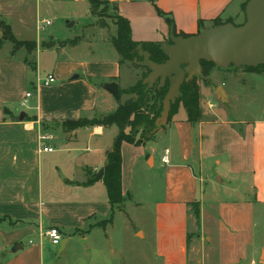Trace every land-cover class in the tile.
<instances>
[{"label": "rangeland", "instance_id": "rangeland-1", "mask_svg": "<svg viewBox=\"0 0 264 264\" xmlns=\"http://www.w3.org/2000/svg\"><path fill=\"white\" fill-rule=\"evenodd\" d=\"M97 7L100 17H93L88 7L79 2L56 4L49 1L40 3L37 0H0V35L4 40L2 45H7L2 52L13 54V58L17 60L13 67L16 78L13 81L12 90L16 98L11 104L15 112H21L28 105V101L22 105L23 100H19V93H24L26 90L37 93L34 85L36 82L39 83L38 77L45 78L48 74H54L57 81L51 88L56 89V85L70 81L72 76L68 74L69 68L75 67L77 70L75 73L82 74L90 69L95 71L96 74L87 81L96 84L103 91L102 83L107 79L102 78L101 75H105L104 73L109 69L112 70L114 65L116 50L111 38L117 36L115 22L119 11L116 5L112 4H101ZM125 13L134 26L133 38L138 39L139 36L143 40L158 38L159 34L155 33L156 15L150 5L131 6L125 10ZM99 18L101 22L106 23V27L97 24ZM43 19H50L52 24L45 30L39 31L38 23ZM245 19L239 23H244ZM67 21L73 25L70 26ZM10 28L16 42L8 38ZM75 39L76 42L72 43ZM28 41L36 42L34 51H30L25 44ZM164 42H169V39L167 38ZM44 44L51 47L46 48ZM61 50H64L62 54ZM136 50L139 54V47ZM134 59L141 60L139 55ZM21 60L30 70L27 75L19 66ZM120 60L123 63L120 66V78L117 79V83L123 91L120 101L125 103L135 96L124 91L139 82L146 69L134 62L135 65L131 60H123L121 57ZM28 78L31 80L28 81ZM33 78H36L34 80L36 82L32 80ZM197 82L201 94L202 119L200 122L205 124V134H207L206 139L203 140L205 152L203 189H206V193L199 205L200 217L198 218L196 214L199 208L190 209L189 264H220L222 263L220 254H223L226 260L233 253L238 255L236 254L238 252L241 253L242 260L237 264H264V69L258 73L250 71L245 66L229 68L211 66L209 75L197 76ZM74 85H78L72 88V91L75 90L78 95L75 99H79L80 94L86 92L88 93L86 97L94 101L91 110L81 111L83 117L91 115L100 117L114 111L113 102L119 105L115 98L110 101L101 95H90L88 89H84L81 80ZM221 86L228 95V99L222 100L217 93ZM68 89L69 87H66L60 92L63 98L70 95L71 91ZM53 94L56 95L52 93L51 97ZM33 99L36 100V97ZM181 110L184 113L180 112ZM179 112V115L185 114L186 110L181 107ZM24 119L25 117L21 118L22 121ZM171 121L157 131L149 142L143 144L147 143L148 149L154 144L153 140H156L158 157L163 153L165 145L172 144L178 148L175 131L171 129L169 135L165 133L169 130L166 126ZM211 122L213 124H210ZM43 125L47 126V123L43 122ZM114 128L107 131V138L118 129L116 125ZM45 131L54 136L55 130ZM73 131H66L61 126V133ZM126 131L129 132L131 129L128 127ZM141 131V128L138 129V134L135 136L137 140L140 139ZM240 141L252 144L253 150L255 149L258 160L256 170H234L243 158L240 156L246 157L244 164L246 168L252 166L248 161L251 159L249 147L242 146ZM46 142L55 145L52 141ZM91 143V138L85 131L76 144L67 146L69 151L68 149L64 151V146L56 144L55 152L43 154L45 173L48 174L52 170L51 159H57L58 172L65 173L72 180L81 179L83 170L76 168V165H92L96 161H101L102 154L97 152ZM135 147L130 145L124 151L127 174L129 170L134 172L130 192L132 196H129V199L125 198L126 201L115 207L113 225L92 231L87 243L81 240L82 237L79 234L72 236L67 248L61 254L58 252L60 247L46 241L44 264H165L164 252L160 254L155 234V202L162 198V186L158 180L154 179L157 168H150L144 158L139 162L140 165L134 163L136 155L141 150ZM76 158L78 160L75 161L77 162L75 165ZM242 202H253L251 218L238 224L239 228L235 230L233 242L240 237L241 240L237 241L238 245L235 246V243H232L229 247L227 244L222 250L219 239L224 208L226 205L233 207L234 203ZM111 214L112 212L108 217ZM235 215L236 213L232 216L235 217ZM172 224L177 225L178 220ZM175 236L172 253L177 260L176 264H185V254L181 252L184 246L183 240L180 236ZM29 239V237L24 238L22 243L28 245ZM9 250H12V247ZM164 255L168 257V254ZM5 261L0 254V264Z\"/></svg>", "mask_w": 264, "mask_h": 264}, {"label": "crops", "instance_id": "crops-1", "mask_svg": "<svg viewBox=\"0 0 264 264\" xmlns=\"http://www.w3.org/2000/svg\"><path fill=\"white\" fill-rule=\"evenodd\" d=\"M37 1L40 3L42 1L56 2V4L79 2L85 4L92 14L90 0ZM100 1L116 4L119 7V13L128 19L130 17L125 13L127 8L150 5L156 15L157 25L155 26V33L159 34L158 38L143 40L139 36L138 39L136 37L133 39L162 44L167 38L169 39L170 24L166 21L165 16L159 14V11L172 15L176 33L193 35L198 33L202 27L213 26L214 21L218 18L223 22L229 21L238 25L243 24L239 22L246 18L243 7L248 0ZM69 22L67 21V23ZM130 23L133 37L135 30L131 20ZM1 42L2 37L0 35V254L6 260L3 264H44L46 241H50L46 237L41 238V229L47 230L50 227H57L63 234V240L67 241V246L70 238L76 234L81 235V240L87 243L92 231L100 228L98 223L109 218L108 216L112 212L107 188L103 180L96 178L97 181L91 184H86V182L91 175L95 176L101 168L105 167L106 159H104V156L112 148L119 130H114L108 138L106 137L107 131L114 128L115 125L110 127L94 125L82 127L70 133H61L62 122L77 120L83 117L81 116L82 110H91L94 106V101L90 97H86L88 93L85 91L84 94H80L79 99H75L78 95L75 90L72 91V88H76L78 85H74V83L81 80L84 89L87 88L90 95H101L107 100L114 99L115 97L104 87L102 91L96 84L87 81L88 78L96 74L95 71L90 69L85 74L75 73L77 70L74 67L69 68L68 71V74L72 76L70 81L56 85V89H54L55 87L51 88L52 85L37 88V82L34 81L36 78H33L32 80L36 82L34 86L37 93L34 94L30 90L19 93V100L28 101V105L24 110L17 113L12 109L11 105L16 98L12 90L13 81L16 78L13 67L17 60L13 58V54L2 52L7 45H2ZM116 51L112 70L109 69V71L104 73L105 75H101L102 78L107 79L103 81L102 86L107 82H117V79L120 78V66L122 63L120 55ZM63 52L64 50L60 51L61 54ZM19 66L22 71L26 72V75L30 71L27 64L22 60L19 61ZM76 74L79 76L78 78H74ZM26 75L24 76V80ZM27 80L30 81L31 79L28 78ZM66 87H69L68 90L71 93L63 98L60 92L62 89H66ZM27 92H31V96L26 97ZM52 93H56V95L53 94L51 97ZM34 97H36V100L33 99ZM117 107L118 104H114L113 102L114 111ZM179 113L166 126L169 130L165 132L169 135L170 131H172L171 129L175 131L178 139V148L172 144L165 145L163 153L158 157V143L156 140H153L154 144L148 149L147 143L135 147L141 150L136 155L134 163L140 165L139 162L144 158L150 168H157L154 179L158 180L162 186V198L155 202V234L160 254L161 252L168 254V257L163 254L166 258L165 264L177 263L172 253V243L174 237H176L175 235L180 236L183 240L184 246L181 252L185 254V264H189L190 251L188 250V240L191 203L199 201L201 204L206 193V189H203V185L205 184L203 140L206 139L207 135L205 134L206 126L201 122L194 125L188 121L186 112L185 114H181L183 117ZM22 117H25L23 121L20 119ZM93 117L97 116L91 115L88 118ZM43 122H46L47 126L43 125ZM210 124L213 123L211 122ZM45 130H55L54 138L52 137L49 140L50 142H54L55 145L49 142L45 144L54 147L53 152L57 148L56 144L64 146V151H67V146L69 144L72 145V143L76 144L82 133L87 131L91 138V144L94 145L97 152L102 154L101 161H96L92 165L82 164V166H78L76 165L77 162H75L78 160L76 158L74 160L75 167L82 168L83 176L81 179L72 180L65 173L58 172L56 166L57 159H51V164H49L52 166V170L46 174L44 171V152H39V137L41 133L46 132ZM105 138L106 140H104ZM240 142L244 147L248 145L251 153V159L248 161L252 166L246 168L244 165L246 157L240 156V158H243L234 170H256L258 160L255 149L253 150L250 143ZM130 145L135 146L126 142L122 146V187L124 201L129 199V196H132L130 192L132 191L134 180L133 171L129 170V174H127L124 156V151ZM166 149L169 150L168 163L163 161ZM150 160H152V164H150ZM232 206L226 205L224 214L221 216L223 222L222 225L220 224L219 246L222 250L227 244H229V247L232 243H235V246L238 245L237 241L240 237L236 238V241L233 242L236 235L235 230L239 228L238 224L243 221L246 222L251 218V211L254 208L253 202L234 203ZM117 210L123 211L121 209ZM230 211L232 212L230 213ZM234 213H236L235 217L232 216ZM175 220H178L177 225L172 224ZM202 221L204 222L203 210ZM236 225L237 227H235ZM26 237L30 238L28 245L22 243V240ZM16 243H20L23 249L17 252L9 250ZM236 254L238 255L233 253L226 260L224 255L220 254V260L222 261L220 264L239 263L242 260V257H240L241 253L239 254L238 252Z\"/></svg>", "mask_w": 264, "mask_h": 264}, {"label": "trees", "instance_id": "trees-1", "mask_svg": "<svg viewBox=\"0 0 264 264\" xmlns=\"http://www.w3.org/2000/svg\"><path fill=\"white\" fill-rule=\"evenodd\" d=\"M247 2L243 7L244 11ZM101 4L109 5L112 3L108 1L90 0L91 12L94 16L100 17L97 6ZM116 9L119 11V7L117 5ZM159 14L163 16L168 15L164 14L162 11H159ZM221 23L225 22L218 18L214 21L213 26ZM98 25L101 27H106V23L101 22L100 18L98 19ZM115 25L117 26V36L112 37L111 42L123 60H131L134 63V57L139 55L136 50L138 45H142L144 50L149 51L151 53L152 60L158 63H163L167 59L161 43L134 40L132 37V26L130 20L120 13L116 18ZM175 34L189 36L186 34H178L176 32ZM8 38L10 41L16 42L15 35L12 33L11 28L9 29ZM3 41L4 40L1 42L2 44ZM75 42L76 40H72V43ZM25 44L28 46L30 51H34L36 49L35 41H28ZM44 47L49 48L51 46L44 44ZM140 59H142V57H140ZM121 63L123 62L121 61ZM202 66L204 75L208 76L210 67L215 66V64L212 62L202 61ZM246 68L250 71L261 73L264 69V64ZM145 69L146 72L143 75V78L124 91V93L134 95V98H130L125 103H121L120 100L123 91L120 89L119 105L115 111L100 117H81L77 120L64 121L61 123L66 131H73L82 127L94 125H103L108 127L116 125L118 127V134L114 139L112 148L107 152L106 155L105 173L100 178L103 180L107 188L109 201L112 206L111 216L98 223V226L102 228H106L108 225L113 224L114 213L116 209L115 207L119 206V204L123 203L124 201L122 187V146L125 142L135 146H141L152 138L154 134L150 135L151 131L156 127V120L161 115L163 110V99L169 89V82H167L166 85L160 89L157 87L158 83L154 87L147 89V85L143 84V80L148 76L150 70L148 68ZM181 107H184L186 110L189 122L195 125L201 121V94L200 86L197 82V76L182 85L179 97L177 98L176 102L172 104L169 121H171L172 118L179 113ZM128 127L131 129L129 132L126 131ZM140 128L142 129L140 134L141 136L140 139L137 140L135 136L138 134V129ZM136 129L137 131H135ZM95 181H97L96 177L91 175L86 184H91ZM199 205V201L191 203L192 208H199ZM196 214L199 218L200 208L197 209Z\"/></svg>", "mask_w": 264, "mask_h": 264}, {"label": "water", "instance_id": "water-1", "mask_svg": "<svg viewBox=\"0 0 264 264\" xmlns=\"http://www.w3.org/2000/svg\"><path fill=\"white\" fill-rule=\"evenodd\" d=\"M245 14L246 21L243 24L225 22L204 27L198 33L189 36L176 35L173 17L170 14L166 15V21L170 24V42L161 44L167 56L163 63L152 60L151 53L144 50L142 45L138 46L139 56L142 59H134V62L150 70L143 80L147 89L157 83L160 89L169 82V89L163 99V110L150 135L155 134L168 123L172 104L179 97L182 85L195 76L204 77L202 61L212 62L219 68L264 64V0H249ZM78 77L77 74L74 76V78ZM103 87L120 100V85L117 82H107ZM217 93L222 100L228 99L222 86L218 88ZM104 173L105 169L101 168L95 177L100 179ZM66 246L67 241L63 240L58 252L61 254ZM20 249H23V246L16 243L12 251L17 252Z\"/></svg>", "mask_w": 264, "mask_h": 264}, {"label": "built area", "instance_id": "built-area-1", "mask_svg": "<svg viewBox=\"0 0 264 264\" xmlns=\"http://www.w3.org/2000/svg\"><path fill=\"white\" fill-rule=\"evenodd\" d=\"M52 24V21L50 19H43L40 20L38 23V30L42 31L45 30L49 25ZM38 84H37V88H40L41 86H50L52 85L55 81H56V77L54 74H49L47 77L42 78V77H38ZM31 96V92H27L26 93V97ZM26 101L24 100L22 102V105H25ZM213 106V105H212ZM52 139V136L50 134L47 133H41L40 137H39V152H53L54 151V147L52 146H48L45 145L46 141H49ZM169 150L166 149L165 150V155L163 156V161L165 163L169 162ZM40 236L42 237H46L49 239V241L51 242L52 245L54 246H58L60 247L62 241H63V234L61 233V231L57 228V227H50L47 230H42L40 232ZM32 243V241H31Z\"/></svg>", "mask_w": 264, "mask_h": 264}]
</instances>
